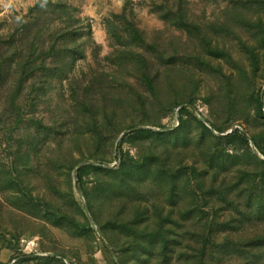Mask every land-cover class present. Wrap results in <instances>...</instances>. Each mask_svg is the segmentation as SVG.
Masks as SVG:
<instances>
[{
	"label": "rangeland",
	"instance_id": "1",
	"mask_svg": "<svg viewBox=\"0 0 264 264\" xmlns=\"http://www.w3.org/2000/svg\"><path fill=\"white\" fill-rule=\"evenodd\" d=\"M0 59V264H264V0H0Z\"/></svg>",
	"mask_w": 264,
	"mask_h": 264
},
{
	"label": "trees",
	"instance_id": "2",
	"mask_svg": "<svg viewBox=\"0 0 264 264\" xmlns=\"http://www.w3.org/2000/svg\"><path fill=\"white\" fill-rule=\"evenodd\" d=\"M3 62V60L1 61V59H0V69H1V63ZM136 133H147L148 131H144V130H138V131H135ZM225 137H227V136H223V138H225ZM90 166H85V167H82V168H80L78 171H77V174H76V176H78V178H80V176H81V173L83 172V170L85 169V168H89Z\"/></svg>",
	"mask_w": 264,
	"mask_h": 264
},
{
	"label": "water",
	"instance_id": "3",
	"mask_svg": "<svg viewBox=\"0 0 264 264\" xmlns=\"http://www.w3.org/2000/svg\"><path fill=\"white\" fill-rule=\"evenodd\" d=\"M124 135H125V133H123L121 137H123ZM81 166H82V165H81ZM81 166H79V167H81Z\"/></svg>",
	"mask_w": 264,
	"mask_h": 264
}]
</instances>
